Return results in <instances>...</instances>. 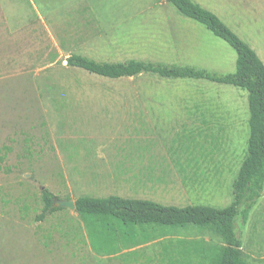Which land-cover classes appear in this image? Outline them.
Returning a JSON list of instances; mask_svg holds the SVG:
<instances>
[{
    "label": "rangeland",
    "instance_id": "obj_1",
    "mask_svg": "<svg viewBox=\"0 0 264 264\" xmlns=\"http://www.w3.org/2000/svg\"><path fill=\"white\" fill-rule=\"evenodd\" d=\"M192 1L216 14L264 64V0ZM72 54L221 75L233 73L236 62L232 48L166 0H0V156L6 154L0 171V264H123L90 249L75 210L37 220L42 189L73 202L118 196L223 208L232 201L231 184L248 137L245 91L147 74L105 79L67 66ZM131 100L175 103L183 114L171 140L150 144L160 152L149 157L154 164L146 179H110L115 173L95 169L104 168L106 158L99 147L110 154L120 149V141L106 139L117 122L109 112L116 110L100 102ZM108 159V165L117 163L113 155ZM235 231L242 258L264 264V185L246 223L236 219ZM177 239L221 245L208 231H171L133 248L127 262L159 264L161 246Z\"/></svg>",
    "mask_w": 264,
    "mask_h": 264
},
{
    "label": "trees",
    "instance_id": "obj_2",
    "mask_svg": "<svg viewBox=\"0 0 264 264\" xmlns=\"http://www.w3.org/2000/svg\"><path fill=\"white\" fill-rule=\"evenodd\" d=\"M182 16L204 26L224 41L236 54L235 71L211 73L190 66L165 65L138 60L96 62L72 54L67 66L105 79L132 78L141 74L164 80H202L233 86L246 92L248 137L246 151L231 184L232 201L223 208L207 205H163L147 199L108 196H82L74 201L75 212L87 230L90 249L99 256L119 257L123 264L132 249L177 230L195 229L217 236L221 245L177 239L161 246L159 264H248L241 256V240L235 231L238 217L245 224L264 185V64L257 54L215 14L192 0H166ZM6 154L0 156V171ZM43 220L61 208L53 205L56 197L41 190Z\"/></svg>",
    "mask_w": 264,
    "mask_h": 264
},
{
    "label": "crops",
    "instance_id": "obj_3",
    "mask_svg": "<svg viewBox=\"0 0 264 264\" xmlns=\"http://www.w3.org/2000/svg\"><path fill=\"white\" fill-rule=\"evenodd\" d=\"M224 1L239 3V0ZM210 9L214 10L213 8ZM244 9L243 5L238 6L239 11ZM100 104H110L109 107L116 110L115 112L114 110L109 112L117 122L109 130L106 139L120 141V149L110 154L104 147H99V156L105 153L106 158L102 156L105 161L104 168H96L95 170L97 172L115 173L113 177L108 176L110 179H146L147 177L143 174L151 172L149 163L154 164L149 157L158 155L160 152L159 146L155 148V146L151 147L150 144L159 143L161 146L162 141L171 140V136L176 135L178 131L176 120L183 112L178 109V106L171 105L175 103L161 101H110L100 102ZM109 136L112 139H109ZM111 155L117 159V163L108 165V157H111ZM134 157H136V160ZM138 158L142 159L141 162Z\"/></svg>",
    "mask_w": 264,
    "mask_h": 264
},
{
    "label": "water",
    "instance_id": "obj_4",
    "mask_svg": "<svg viewBox=\"0 0 264 264\" xmlns=\"http://www.w3.org/2000/svg\"><path fill=\"white\" fill-rule=\"evenodd\" d=\"M53 205L56 208L75 210L74 202L71 201V200L63 201V200H59V199H54L53 200Z\"/></svg>",
    "mask_w": 264,
    "mask_h": 264
}]
</instances>
